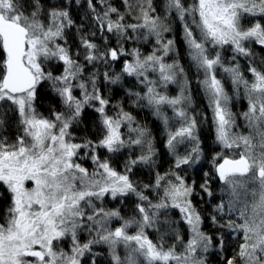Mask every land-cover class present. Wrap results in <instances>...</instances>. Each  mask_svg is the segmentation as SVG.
Segmentation results:
<instances>
[{"label": "snow or ice", "instance_id": "1", "mask_svg": "<svg viewBox=\"0 0 264 264\" xmlns=\"http://www.w3.org/2000/svg\"><path fill=\"white\" fill-rule=\"evenodd\" d=\"M75 3L80 4V0ZM86 3L95 28L102 36L105 32L113 34L117 47L101 50L94 40L96 31L86 33L83 23L76 25L67 6L53 3L45 8L41 0H0V102L14 106L21 129L13 143L0 139V185L11 197L6 209L0 212V264H83L88 255L92 256L91 264H97L99 253H93V248L98 245L107 247L110 264H206L203 254L214 245L224 250L225 232L228 236L235 233L240 241L231 257H223L226 264H264V68L250 62V82L238 63L224 67L220 51L213 56L208 48L230 45L235 61L237 55H253L247 42L264 47V24L260 19L249 27L242 25L245 16L264 19V0H193L187 6L184 0L165 3L166 11H174L182 22L190 59L204 73L199 83L213 111L216 142L222 149L236 151L231 158L221 153L212 158L221 185L219 202L213 205L214 214L209 217L219 231L216 237L203 231V217L192 203L195 182L187 184L174 171L157 173L155 184H144L143 189L130 179V165L152 162L150 132L138 124L132 127L134 117L119 103L115 105L119 109L115 116L108 114L111 101L98 86L99 72L90 73L87 80L81 79L85 65L74 58L66 37V29L75 26V56L82 52L88 65L99 62L107 67L109 61L131 57L124 60L120 73L105 71L103 79L115 85L122 75L135 77L146 91L141 94L126 90L129 97H136L133 103H145L152 108L166 128L170 119L177 120L179 127L167 131L166 147L175 156L174 167L179 169L197 163L201 148L196 116L187 110L191 104V96L185 94L187 79H178L184 76V69L177 60L165 62V57L175 50L174 40H164V33L171 30L164 22L167 17L154 15L153 0H123L125 12L109 0H97L103 6L102 12L97 11L94 0ZM126 15H132L135 22L125 23ZM188 17H192V25L199 30L198 37L186 22ZM130 32L136 35H129ZM150 37L155 38L156 47L147 55L138 48L129 51L122 43L141 38L147 41ZM107 41L104 36L105 45ZM51 61L63 65L60 74L45 69ZM217 66L230 74L234 87L243 86L248 101L247 111L242 113L249 129L247 134L233 131L236 117L229 108L230 97L215 75ZM153 73L158 74V79L149 78ZM44 83L49 84L67 109L54 111L53 119L38 115L34 107L38 89ZM170 83L180 85L178 95L170 97L158 91ZM77 88L80 97L73 94ZM164 105L172 108V118L162 110ZM86 107L98 114L101 136L96 141L85 139L75 143L69 129L80 121ZM125 122L129 131L136 133L135 139H123L120 128ZM3 124L0 119V126ZM185 142L192 147L181 156L177 146ZM131 145H147V149L125 164L124 173L117 172L97 154L100 148L116 153ZM81 150H86L84 155L95 165L92 172L77 162ZM204 177L200 190L209 198H217L210 187L211 174L205 172ZM28 182L32 187H26ZM150 187L162 188L159 202L153 203L144 194ZM106 195L113 199L135 195L139 201L135 205L136 215L125 219L119 209L106 210L92 202L93 198ZM168 208L179 209L181 221L188 227L186 242L173 222L160 219L162 210ZM113 220L122 222L112 228ZM133 226L136 230L131 233ZM161 226L167 230L160 232ZM147 229L160 232L158 240L151 239ZM82 231L89 237L83 243L79 238ZM166 236L175 243L166 244ZM66 239L70 240L68 251L60 246ZM178 244L182 245L181 251L177 250ZM121 246L125 249L123 257L118 253Z\"/></svg>", "mask_w": 264, "mask_h": 264}, {"label": "trees", "instance_id": "2", "mask_svg": "<svg viewBox=\"0 0 264 264\" xmlns=\"http://www.w3.org/2000/svg\"><path fill=\"white\" fill-rule=\"evenodd\" d=\"M45 8L49 7L53 3L58 5L67 6L72 18L75 20L76 25L83 23L85 25V32L96 31V36L94 37L95 42L100 46L101 50L107 48L117 47L116 37L110 33H104V36L108 37L107 44L105 45L104 36L95 28L92 23L91 13L88 12L86 0H80V4H76L75 0H41ZM112 6L117 7L120 12H125V6L123 0H109ZM96 3L97 11L102 12L103 6L97 3V0H94ZM166 0H153V7L156 9L154 15L160 16L162 19L167 17L164 22L169 25L170 31L164 33V40L168 39L174 40L175 50L171 52L168 56L165 57L166 63H172L174 60H177L180 66L184 69V76L178 77V79L183 80L185 77L187 79L186 93L191 96V104L187 106V110L191 115H195L197 119V129L196 134L199 137L200 148H201V159L191 165H182L179 169L175 168V156L172 155L168 148L166 147L167 141V131L175 130L179 127V123L176 119H170L169 125L166 128L161 119L156 117L153 114V109L146 106L145 103H141L139 106L133 103L136 99L135 96L129 97L126 90H131L133 92H140L143 94L146 91V88L143 84L135 77H128L127 75H122V78L119 83L113 85L106 83L103 79V73L105 71L110 72L115 75L120 73L125 59H131L130 56H122L117 61H109L107 67L103 63H97L95 66L88 65L84 61L83 53L79 57L75 56L77 45H78V34L76 27H71L66 29V37L68 45L71 47L74 58H77L80 63L85 65V71L81 79L87 80L88 76L92 72H99L98 86L102 89L105 97L110 99V104L107 108L108 114L115 116L116 112L119 110L115 105H119L123 108L124 111L130 113L135 120V124L132 127H135L137 124L144 126L150 132V139L152 140V146L154 149V155L152 157V162L148 164L137 163L136 165H130L131 172L129 173L130 179L140 188L143 189L144 184L154 185L156 180V175H164L171 171L177 172L182 176L187 184H193L195 182V193L191 197L192 203L200 211L203 217L202 229L206 233L216 237L219 235V231L215 225L211 223L210 216L214 214L212 212V207L214 204L218 203V197L220 195V183L217 181L212 158L217 153L222 152L221 145L216 142L215 139V125L213 123V112L209 107V103L205 96V91L199 81L203 79L201 72L198 71L194 65V62L190 59L189 49L184 38L183 24L176 17L175 12H167L165 8ZM185 6L190 5L191 1L184 0ZM132 15H135L133 13ZM132 15L125 16V23L135 22L132 19ZM113 19L115 15L113 14ZM253 22L260 19V22L264 24V19L260 17H251ZM249 19V20H250ZM193 29L194 34L199 36V30L192 25V17H188L186 21ZM129 35H136L134 33H129ZM63 43V41H60ZM123 46L129 51L133 48H138L141 53L144 55L149 54L154 47H156V42L154 37H150L147 41L144 39L140 40H125L122 41ZM247 47L250 48L252 56L244 57L237 55L235 61L225 57H222V64L225 66H231L232 64L238 63L240 71L243 73L245 79L249 80L251 78V73L248 71L249 64L256 67L264 68V47L251 42ZM234 55V54H233ZM233 57V56H232ZM45 69L52 71L54 74H60L63 70V65L57 61L47 62L45 64ZM219 67L216 68V72L219 75ZM151 75V74H150ZM217 75V76H218ZM226 76V75H224ZM219 77V76H218ZM150 78V77H149ZM231 79L223 77L222 85L226 90V93L230 97L229 108L235 114L236 123H239V128L244 130L247 129V123L242 116V113L247 111L248 101L244 96L243 86H240L239 89L231 84ZM91 86L89 85V88ZM236 88V89H235ZM90 90V89H89ZM158 91L166 94L170 97L176 96L180 93V85L177 83H170L166 87H159ZM77 96L76 94H74ZM78 97V96H77ZM60 98L51 90L48 83L42 84L37 93V99L34 103L35 110L38 115L44 118H51L53 112H63L61 109H64L62 106ZM61 107V109H60ZM7 108V110L5 109ZM162 110L167 114L168 117H173V110L167 106L162 107ZM0 119L4 120V124L0 126V139L7 138L9 143H13L16 139V136L21 133L19 127V118L18 112L15 111L14 106H11L10 103L1 102L0 103ZM120 131L122 137L125 141L129 139H135L136 133L129 131V125L125 122L121 125ZM249 131V130H248ZM247 131V133H248ZM69 132L71 133L73 142L81 143L85 139H91L96 141L100 138V125L98 114L93 110L92 107H86L83 110L82 117L79 122H74L70 127ZM190 143L185 142L177 146V153L183 156L186 152L190 151ZM147 145H131L125 146L119 152L109 153L106 149L100 148L97 149V154L101 160L107 159L110 165L117 171H125V164L129 160L137 159L140 155L146 152ZM84 150L80 151L79 156H83ZM86 151V150H85ZM223 156V153L221 154ZM235 154H229L228 156H234ZM85 156V155H84ZM89 161L91 158L85 156ZM219 159V158H218ZM79 163L82 164L85 168L87 167V162L84 159H80ZM120 168H123L120 170ZM89 169V168H88ZM208 172L211 174L210 178V187L213 193L217 198H209L205 193L200 190V185L204 182V173ZM122 173V172H120ZM174 180V177H172ZM1 193L3 198L7 197L6 192L2 189ZM5 193V194H4ZM144 194L148 196L149 200L153 203H157L160 200V197L163 195V190L154 189L150 187L147 190H144ZM1 200V199H0ZM139 201L135 195H129L123 199H111L103 198L101 200V205L99 203H94L97 207H103L106 210H115L119 209L120 214L125 219L131 218L136 215L135 205ZM2 202H0V207ZM1 209V208H0ZM165 218L173 222L174 227H176L184 241L188 239V227L185 223L181 221V217L178 215L176 210L166 209L162 210V215L160 219L163 221ZM227 218V217H225ZM234 218V217H233ZM134 228V226L132 227ZM167 229L164 226H161L160 232H165ZM148 235L154 241L158 240L160 232H157L154 229H147ZM88 234H85V231H82L79 234L81 243L84 241V237ZM225 248L221 251L217 246H213L209 252L204 253L203 255L206 258V264H226V261L223 257H231L233 255L234 249L238 246L240 242L234 233L232 236H228L225 232ZM166 244L170 245L175 243L174 239L171 237H165ZM182 245H177V250L181 251L179 247ZM119 251V250H118ZM119 252L122 253L120 250ZM93 253H99L96 256L97 264H110V256L108 251L103 246H94ZM120 254V253H119ZM123 257V256H121ZM92 256L88 255L84 258L83 264H91Z\"/></svg>", "mask_w": 264, "mask_h": 264}, {"label": "rangeland", "instance_id": "3", "mask_svg": "<svg viewBox=\"0 0 264 264\" xmlns=\"http://www.w3.org/2000/svg\"><path fill=\"white\" fill-rule=\"evenodd\" d=\"M187 1H191V3L190 4H192L193 3V0H187ZM252 16H245V17H243L242 18V25L244 26V27H249V26H251L252 24H254V22H253V19L251 20L250 18H251ZM197 19H198V17H197ZM250 19V20H249ZM198 30V29H197ZM197 36V35H196ZM198 37V36H197ZM250 43L251 42H247V44H246V46L248 45H250ZM208 48H209V52H210V54L211 55H215V51H220V53H221V56L222 57H225V58H228V59H231L232 58V56H233V51H232V47L230 46V45H224L223 47H221V48H217V49H215V50H213V48H212V46L211 45H209L208 46ZM223 66L224 67H229V66H225L224 64H223ZM217 67H219V68H221L220 69V74L218 75L217 74V72H216V68ZM216 68H215V75H216V77H217V79H219L220 81H222V78L223 77H226V78H229V79H231V77H230V74L229 73H227V72H225L224 70H223V68L222 67H220V66H217ZM200 72H201V75L203 76V79H204V73H203V71L202 70H200ZM219 77H218V76ZM224 75H226V76H224ZM150 79H153V80H155V79H158V74H155V73H153V74H151L150 76ZM202 79V80H203ZM251 80H252V76H251V78L249 79V81L251 82ZM231 82V84H232V81H230ZM222 83V82H221ZM90 89V88H89ZM225 89V88H224ZM236 89V88H235ZM226 91V90H225ZM162 93V92H161ZM73 94H76L78 97H80V95H81V92H80V89H75L74 90V93ZM163 94V93H162ZM205 96H206V99H207V101H208V103H209V100H208V96H207V94H206V92H205ZM246 98V97H245ZM1 103V102H0ZM63 107H64V109H61V107H60V109L63 111V112H66L67 111V109L65 108V106L64 105H62ZM164 106H167V105H164ZM164 106H162L163 108H164ZM168 108H171V107H169V106H167ZM5 109V108H4ZM172 109V108H171ZM5 110H7V108L5 109ZM212 110V109H211ZM164 111V110H163ZM213 112V111H212ZM18 118H19V114H18ZM54 117L52 116L51 118H48V119H53ZM247 123V122H246ZM239 123H236V126L233 128V131L234 132H236V133H245V134H247V131L249 130L248 129V127H247V129L245 128L244 130H242L243 129V127L240 129L239 127ZM21 134V133H20ZM189 146H191L192 147V145L191 144H189ZM222 148V147H221ZM83 153H85V150L83 151ZM221 154L223 153V156H225V155H229V154H235L236 155V151L235 150H227V149H222V152H220ZM234 155V156H235ZM77 159V162L79 163L81 160L80 159H84L85 160V162H87V167L89 168H87L88 170H89V172H92L94 169H95V165L93 164V162H92V160L91 161H89L87 158H85V156L83 155V156H79V157H77L76 158ZM123 168H120V170H122ZM120 172H122V173H124V171L122 170V171H120ZM26 187H32V184H31V182H28V183H26ZM2 189H4V191L6 192V194L5 195H7V197H5V198H3V194L1 193V191H2ZM106 198H108L109 200H111L112 199V197H111V195H106L105 196ZM104 197V198H105ZM0 202H2V206L0 207L1 209H0V212H2L4 209H6V207H7V205L10 203V200H11V197H10V195L8 194V192H7V190H6V188L3 186V185H0ZM101 200H103V198L102 199H96V198H93V203H101ZM101 205V204H100ZM168 209H173V208H168ZM173 210H176L177 211V213H178V215L181 217V214H180V212H179V209H173ZM90 211V210H89ZM122 221H117V220H113V222L111 223V227L112 228H115V227H117V226H119V223H121ZM135 227L134 228H130L129 229V231L131 232V233H134L135 232ZM85 234H87V232L85 231ZM188 238H189V233H188ZM84 241L83 242H85L86 240H87V235L84 237V239H83ZM82 242V243H83ZM61 247H63L66 251H68L69 250V246H70V240H68V239H66V240H64L62 243H61V245H60ZM98 246H100V245H98ZM104 248H106V250H107V247L106 246H103ZM118 250L120 251H122V253L121 252H119L118 251V253H120V255L121 256H124L125 255V249L121 246L120 248H118ZM182 250V249H181ZM108 251V250H107Z\"/></svg>", "mask_w": 264, "mask_h": 264}, {"label": "bare ground", "instance_id": "4", "mask_svg": "<svg viewBox=\"0 0 264 264\" xmlns=\"http://www.w3.org/2000/svg\"><path fill=\"white\" fill-rule=\"evenodd\" d=\"M248 107V106H247ZM225 156H227V157H229V158H231V157H233V156H228V155H225ZM238 158V157H237ZM222 159H218V162H220ZM216 179H217V181L219 182V180H218V178L216 177ZM220 183V182H219ZM180 248V250L182 249V246L181 247H179Z\"/></svg>", "mask_w": 264, "mask_h": 264}, {"label": "water", "instance_id": "5", "mask_svg": "<svg viewBox=\"0 0 264 264\" xmlns=\"http://www.w3.org/2000/svg\"><path fill=\"white\" fill-rule=\"evenodd\" d=\"M220 162H222V160Z\"/></svg>", "mask_w": 264, "mask_h": 264}]
</instances>
